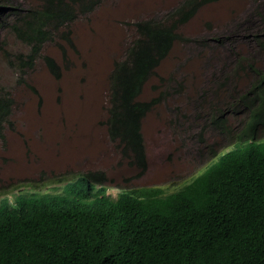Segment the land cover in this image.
Wrapping results in <instances>:
<instances>
[{"label":"rangeland","instance_id":"obj_1","mask_svg":"<svg viewBox=\"0 0 264 264\" xmlns=\"http://www.w3.org/2000/svg\"><path fill=\"white\" fill-rule=\"evenodd\" d=\"M43 1L0 0L6 7L0 11V94L13 99L0 136V182L8 178L6 174L37 177L45 169L67 173L74 168L98 173L97 186L107 185L113 195L137 183L179 189L220 160L226 151L206 165L211 158L209 147L216 144L218 151L230 141L213 126L198 100L210 91L234 93L235 85L249 84L254 72L247 64L253 58L257 67H264L260 45L264 0L208 3L179 27L181 39L140 96L159 101L143 119L148 168L137 178L140 167L129 157L134 154L122 152L120 140L112 139L106 123L111 74L135 36L133 23L164 19L183 0H104L71 24V41L58 37L46 42L34 65L22 66L17 56L29 53L31 46L12 28L15 16L9 7H35ZM47 55L57 60L61 77L48 67ZM239 63L247 68H239ZM226 74L230 75L227 83L222 78ZM225 98L215 96L219 102ZM231 115L230 126L235 121ZM243 116L242 112L236 119Z\"/></svg>","mask_w":264,"mask_h":264},{"label":"trees","instance_id":"obj_2","mask_svg":"<svg viewBox=\"0 0 264 264\" xmlns=\"http://www.w3.org/2000/svg\"><path fill=\"white\" fill-rule=\"evenodd\" d=\"M103 1L44 0L35 7L10 6L12 28L31 46L29 53L17 56L20 64L32 67L48 41H71V24ZM216 1L183 0L164 19L135 21V36L114 66L106 123L122 152L134 154L128 155L141 174L148 167L143 119L159 101L142 100L143 89L181 39L179 27L203 5ZM3 8L0 4V11ZM260 45L264 49V42ZM252 60L247 64L254 72L249 84L235 85L234 93L209 107L215 128L227 121L223 107L235 114L250 109L252 121L264 125V67ZM45 61L61 77L57 60L47 55ZM222 78L230 81L228 74ZM12 106L13 99L0 94V136ZM89 191L85 188L75 200L52 201L39 209L30 202L24 206L20 198L19 208H2L0 264H264V140L228 152L209 171L170 193L150 198L149 190H130L112 198L103 195L105 190L94 195Z\"/></svg>","mask_w":264,"mask_h":264},{"label":"clouds","instance_id":"obj_3","mask_svg":"<svg viewBox=\"0 0 264 264\" xmlns=\"http://www.w3.org/2000/svg\"><path fill=\"white\" fill-rule=\"evenodd\" d=\"M217 94L226 95L227 93L221 92L219 90L213 92L210 91L205 97L203 98L200 97L198 100L199 104L197 102L196 104H198L201 109H206L209 115L211 116L212 113L209 112V107H211L212 103L216 102L215 96ZM193 97L194 95L192 96V98ZM240 109L243 110L242 112L244 113V116L240 120H238L236 119V117L241 115L242 112L235 114L231 109L225 112L224 107L222 108V111L224 113L223 119H227V121L220 124L221 126H217V127L221 129L220 131L222 135H225L228 138L230 144L222 146V148L218 151L215 149L217 147L216 144L211 145L209 147L211 158L206 165H208L211 162V160L222 151H226L223 154L225 156L228 154V152L230 151L233 152L239 149L242 145L246 144L248 141L254 139H257L259 141L264 140V125L260 124L259 121H252V114L250 109L247 108L246 109L240 108ZM230 114H233L231 115V117L235 119L232 126L229 125ZM176 125H178V123ZM176 130H179V127H175V131ZM209 150L207 152V156L209 155ZM214 151H216V153H213ZM223 155L221 156V158L223 157ZM147 166H148V161H147ZM210 167L205 172L209 171ZM203 168H201L200 170H202ZM52 171L54 170L45 169L44 173L40 174L37 177L33 176L32 174H25L23 176L17 174H13V175L6 174L5 177L8 178L5 181L0 182V211L4 207H9L10 209L19 208V198L21 199V202L24 206L27 204V202H30V204L35 209H39L44 204L52 201H64V200L72 201L75 200L78 193H80L85 188H89L90 189L89 192L92 195L96 194L100 190H105V193L103 195L110 196L112 198H116L121 192L124 191L136 190V192L141 193L143 192V190H149L153 193V195L150 196V198H152L165 193H170L175 190H179L194 178L193 176L191 180L186 182L179 189H172L170 188V186H167L166 184L147 185V184L137 183L136 187H125L121 189L116 195H113L111 193L113 192L112 190L111 191L109 190L108 192V189L106 188L107 185L105 186L101 185L100 187L97 186L98 183H100L98 182V180L101 177L98 173L95 174L91 172L84 173L74 168L69 169L67 173H62V172L53 173ZM146 171L143 174H145ZM55 172L57 171L55 170ZM140 172H141V168L140 171H138L137 174L135 175L136 178L143 176V174H141ZM111 178L113 179V176H111ZM145 198H146L145 196H141V199H145Z\"/></svg>","mask_w":264,"mask_h":264}]
</instances>
